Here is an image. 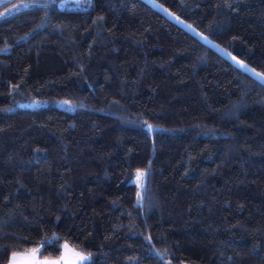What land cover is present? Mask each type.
I'll return each mask as SVG.
<instances>
[{
    "label": "trees",
    "instance_id": "obj_1",
    "mask_svg": "<svg viewBox=\"0 0 264 264\" xmlns=\"http://www.w3.org/2000/svg\"><path fill=\"white\" fill-rule=\"evenodd\" d=\"M157 1L264 73V0ZM65 242L264 264V82L146 0L1 2L0 264Z\"/></svg>",
    "mask_w": 264,
    "mask_h": 264
},
{
    "label": "rangeland",
    "instance_id": "obj_2",
    "mask_svg": "<svg viewBox=\"0 0 264 264\" xmlns=\"http://www.w3.org/2000/svg\"><path fill=\"white\" fill-rule=\"evenodd\" d=\"M3 1H5V0H0V3L3 2ZM146 1H148L150 4H152L155 8H157V9L161 10L162 12H164L172 20L176 21L177 23H179L180 25L184 26L185 28L190 30L192 33H194L195 35L200 37L203 41H205L208 44L214 46L223 55H225L227 58H229L235 65H237L241 69L251 73L256 78H258L260 81L264 82V73L256 70L255 68H253L252 66L247 64L244 60H242L240 57H238L237 55L231 53L229 50H227L226 48H224L223 46H221L220 44L215 42L213 39H211L210 37L206 36L205 34L200 32L199 30H197L192 24H190L189 22L185 21L184 19H182L181 17H179L175 13L171 12L168 8L164 7L157 0H146ZM135 181L139 185L140 190L142 191L144 189L145 185H146V173L143 172V171H140L137 174V176L135 178ZM65 245H68L67 249H65V247H64ZM71 250H75L76 252H81V253H83L85 255H88V254H86V253L74 248L70 243L65 242L63 244V249H62V253H61L60 257H57V258H41V257L38 256L37 258L40 259V260H44V261L59 260L61 257L67 255L69 261H71L72 259H75V257L73 256ZM162 250H163V253H166L165 252L166 250H164V249H162ZM13 257H15L16 264H30L31 252H19V253L13 254L9 264H12ZM167 260L171 264H173L170 258L167 257ZM184 264H186V263H184Z\"/></svg>",
    "mask_w": 264,
    "mask_h": 264
},
{
    "label": "snow or ice",
    "instance_id": "obj_3",
    "mask_svg": "<svg viewBox=\"0 0 264 264\" xmlns=\"http://www.w3.org/2000/svg\"><path fill=\"white\" fill-rule=\"evenodd\" d=\"M65 103H68V102H65ZM48 243L54 244L55 241L50 240V241H48ZM64 247H65V249H67L68 245H65ZM71 251H72L73 256L75 257V259H72L71 261H69L67 255L61 257L59 260L44 261V260H40L37 258L39 253H40V248H35V249L31 250L30 264H90V261H91L90 254L85 255L81 252H76L75 250H71ZM12 264H16L15 257H13Z\"/></svg>",
    "mask_w": 264,
    "mask_h": 264
}]
</instances>
